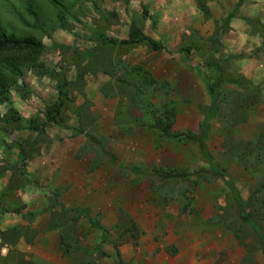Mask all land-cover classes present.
Here are the masks:
<instances>
[{"label": "rangeland", "instance_id": "1", "mask_svg": "<svg viewBox=\"0 0 264 264\" xmlns=\"http://www.w3.org/2000/svg\"><path fill=\"white\" fill-rule=\"evenodd\" d=\"M208 1L0 0L1 27L40 41L39 68L49 71L22 66L21 76L0 75L10 95L0 98V264H120L117 252L124 264H264L259 237L224 180L130 171L220 168L264 234V85L241 72L252 55L227 54L225 33L214 42ZM132 24L166 51L111 45L128 39ZM248 26L264 40L260 19ZM213 62L224 81L216 101ZM60 90L64 105L52 123L45 113ZM156 123L197 137L208 125L212 162L196 142L167 137ZM80 128L102 141L115 165ZM20 153L26 175L106 226L107 240L87 217L52 208L49 191L29 186L16 171Z\"/></svg>", "mask_w": 264, "mask_h": 264}, {"label": "trees", "instance_id": "2", "mask_svg": "<svg viewBox=\"0 0 264 264\" xmlns=\"http://www.w3.org/2000/svg\"><path fill=\"white\" fill-rule=\"evenodd\" d=\"M50 1L55 3V0H50ZM243 3H244V0H239L234 11L230 15H228L226 18L215 21L216 32L213 37L214 42L217 36L229 30V25L231 21L236 17V12L238 8L243 5ZM203 10L207 16H211L210 11L208 9H203ZM106 16L109 18V17H112L113 14L112 12H108L106 13ZM62 24L65 27L64 19H62ZM131 44H147L154 51H166L162 43L157 42L154 39L146 36L136 24L131 25L128 39L123 40L119 43H112L111 45L123 46V45H131ZM45 51H46V47L37 39L35 38L18 39L15 37H11L7 34V32L0 25V75L4 74L6 76L13 77L14 74H19L21 76L22 71H20L19 68L20 67L22 68V66L23 67L27 66V69L35 70L36 72H40V73L42 72L44 75L49 74V71L39 68L40 57L43 55ZM179 52L186 54L187 58L189 59L187 51L182 49ZM9 53H13L14 55L17 56V58L14 55H11V56L7 55ZM96 53L97 51H94L92 55L95 56ZM212 64L216 68V75H215V85H214V88L211 89V94L214 100L216 101L219 95V90L224 81L221 76L219 63L213 62ZM2 81H4V84L0 88V98L3 99L4 102H9L10 95H9V90L7 87V82L5 79H2ZM59 95H60V98L58 102L48 107L45 113L46 119L52 123H57V117L61 115L62 107L64 105L63 99H61V97L64 96V93L62 90L59 91ZM213 111L216 112V107L213 108ZM18 118L20 120H23L22 117L20 116ZM32 121L33 119L28 120L29 123H31ZM152 128L158 130L165 136L173 138V139L180 138V139H185V140L196 142L198 144L199 152L201 156L204 159H206L208 162H212L213 158L209 151V148L207 147V139H208V134H209L208 125L203 126V129H202L203 134L201 137H197L190 132H180V133L173 134L170 132L169 128H164L159 123H156V125L153 126ZM76 133L80 135H84L88 139V141L92 145L97 147L101 151V153H103L114 165L116 164L117 162L116 157L107 151L104 144L97 136L93 134L85 133L82 128L76 131ZM23 162H24V156L20 153L17 155L16 171L19 172L20 176L26 181V183L29 186L34 187L36 189H40V190H47L51 193V195L53 196L52 208H61L66 213L70 212V213L76 214L78 217H81V216L87 217L89 223L91 224L93 228L99 231H102L104 233L103 240L104 241L107 240L109 231L106 226L95 223L92 219L89 218L88 212L86 210L67 209L66 207H64V205L60 203L58 199V195L53 193L49 187L42 186L38 182L32 181L26 175L25 170L21 166ZM130 171L135 175L157 177L161 181L172 180V179L184 180L186 178H190L198 174L212 175L214 177H218L224 180V182L226 183V186L228 187L230 194L232 195L233 200L238 206L240 218L242 219L243 222L249 224L256 231L259 237V240L261 242L263 256H264V234L261 232L260 228L256 224L252 215L249 213H245L241 209L242 201L240 198L239 190L236 187L234 180L227 174L226 171L220 168H216L212 170L203 169V170H199L196 172H182V173H172V172L157 173L156 172V173L148 174L146 172L138 171L136 169H130ZM116 257L118 258L120 264H124L123 261L121 260L120 252H117Z\"/></svg>", "mask_w": 264, "mask_h": 264}, {"label": "crops", "instance_id": "3", "mask_svg": "<svg viewBox=\"0 0 264 264\" xmlns=\"http://www.w3.org/2000/svg\"><path fill=\"white\" fill-rule=\"evenodd\" d=\"M238 2L239 0H209L207 9L213 21L221 20L234 11ZM256 19L264 23V0H244L231 21L229 30L224 32L222 43L229 55H252L250 61L239 63L242 66L241 72L248 79L264 85V40L259 32H252L248 26V21ZM214 26L216 28V23Z\"/></svg>", "mask_w": 264, "mask_h": 264}]
</instances>
